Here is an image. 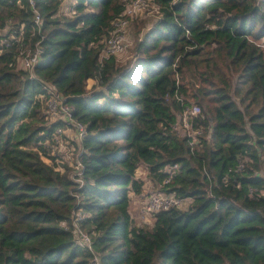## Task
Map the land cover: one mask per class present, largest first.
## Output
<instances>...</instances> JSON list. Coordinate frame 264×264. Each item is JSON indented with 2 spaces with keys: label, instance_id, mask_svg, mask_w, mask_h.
<instances>
[{
  "label": "trees",
  "instance_id": "obj_1",
  "mask_svg": "<svg viewBox=\"0 0 264 264\" xmlns=\"http://www.w3.org/2000/svg\"><path fill=\"white\" fill-rule=\"evenodd\" d=\"M155 2L161 17L123 62L101 55L126 0H74L71 16L58 14L64 0H0V264H91L94 253L97 264H264V232L236 230L264 223V0ZM38 41L42 60L20 67ZM47 81L87 126L82 184L47 143ZM192 98L201 132L183 135ZM173 163L163 187L191 205L137 224L139 167L156 183ZM79 209L94 251L73 230Z\"/></svg>",
  "mask_w": 264,
  "mask_h": 264
},
{
  "label": "built area",
  "instance_id": "obj_2",
  "mask_svg": "<svg viewBox=\"0 0 264 264\" xmlns=\"http://www.w3.org/2000/svg\"><path fill=\"white\" fill-rule=\"evenodd\" d=\"M33 8L35 9L34 0H31ZM158 8L155 0H126L125 8L122 14L113 21V27L110 35L105 39V47L102 51L101 59H107L113 55H118L127 49L129 44V27L131 20L136 16L151 11L153 8ZM73 7L70 6L69 10ZM37 12V11H36ZM35 21L40 24L42 18L37 12ZM45 52L44 46L38 41L34 49L22 48L18 56V64L20 67L28 70H33L34 67L42 60ZM47 89L46 93L39 94L37 98L42 105V111L48 126L52 123L55 124L52 137L47 141L48 145L52 147V154L56 155L58 162H68L74 168L75 180L83 183L82 170L84 165L82 163V153L85 150L82 140L88 134V129L85 123L78 120L74 114V106L67 101V96L63 94L52 82H45ZM183 99V98H182ZM200 111L199 104L194 101L188 104L180 115V119L175 124V127L181 131V133L195 135L201 131L199 129H193L192 119ZM50 119V120H49ZM49 160V158H46ZM243 163L241 162L239 167ZM177 164L171 165V167H165L166 176L164 183H168L172 180L176 173ZM190 196H182L174 191H168L164 188L153 189L149 191L142 201V209L146 215L155 217V213L169 209L171 207H188L190 206ZM84 213L80 210L75 212L73 220L76 237L85 244L90 250L93 249V240L90 232L84 230L80 225V219ZM99 256L97 253L93 254L91 264H97Z\"/></svg>",
  "mask_w": 264,
  "mask_h": 264
},
{
  "label": "rangeland",
  "instance_id": "obj_3",
  "mask_svg": "<svg viewBox=\"0 0 264 264\" xmlns=\"http://www.w3.org/2000/svg\"><path fill=\"white\" fill-rule=\"evenodd\" d=\"M74 3V0H64V4L62 5L61 9L59 10L58 14H69L68 16L73 15V12L69 10L70 5ZM158 5V3H157ZM161 17V12L158 8H153L151 11H148L144 14H141L139 16H136L131 20L130 27H129V44L127 46V49L124 52H121L117 55L118 59L121 61L129 60L133 56V46L135 44L136 39L141 37L145 31H147L153 24ZM144 19V20H143ZM144 21V23L142 22ZM42 22V21H41ZM41 24V23H40ZM141 28V30H139ZM6 31V29H5ZM10 32V31H9ZM89 86H92L96 82L94 78H90L89 80ZM189 90V88H188ZM194 101V99L192 98ZM46 121H48L47 118H45ZM50 120V119H49ZM45 121V124L48 126V123ZM49 127V126H48ZM48 160V159H47ZM138 175L142 177H148L149 176V170L145 165H141L137 171ZM160 186V185H159ZM159 186H155V188H158ZM132 215L135 218V222L139 225H149L147 222L150 215H146L145 213L140 219L138 218V212L135 205H133L132 209ZM236 230H238V235L242 237H249L251 240H256L261 236V234L264 232V223L258 220L253 221H243L241 222L237 227ZM261 258H258L256 260V264H262Z\"/></svg>",
  "mask_w": 264,
  "mask_h": 264
},
{
  "label": "crops",
  "instance_id": "obj_4",
  "mask_svg": "<svg viewBox=\"0 0 264 264\" xmlns=\"http://www.w3.org/2000/svg\"><path fill=\"white\" fill-rule=\"evenodd\" d=\"M138 174V173H137ZM139 176V175H138ZM142 179L144 180V188L143 191L141 193H135L132 195L131 198V204H130V210L132 213V209H133V205L136 206L137 208V212H138V218L140 219L141 217L139 216H143L144 211L142 209V201L145 198V195L151 191L154 186H156V183L148 176V177H142ZM133 214V213H132ZM149 220L147 221L150 225L153 224V221L155 219V217L149 216L148 218Z\"/></svg>",
  "mask_w": 264,
  "mask_h": 264
},
{
  "label": "clouds",
  "instance_id": "obj_5",
  "mask_svg": "<svg viewBox=\"0 0 264 264\" xmlns=\"http://www.w3.org/2000/svg\"><path fill=\"white\" fill-rule=\"evenodd\" d=\"M19 65V64H18ZM201 132V131H200ZM200 132H197L196 134H198V133H200ZM174 164H177V167H176V173H177V169H178V167H179V164L178 163H173V164H169V165H167V167H171V165H174ZM165 172H166V170H164ZM167 173V172H166ZM176 173H175V175H176ZM174 175V176H175ZM166 176V175H165ZM174 178V177H173ZM172 178V179H173ZM164 179H165V177H164ZM164 179L161 181V182H159V181H156V186H159L158 188H164V189H166V187H163L164 185H166V184H168V183H170V182H168V183H164ZM155 187V186H154ZM158 188H155V189H158ZM154 189V188H153ZM152 189V190H153ZM151 190V191H152ZM167 190V189H166ZM182 196H188V195H182ZM190 198H191V201H190V205H191V203H192V201H193V199H192V197L190 196ZM176 207V206H175ZM189 207V206H188ZM180 208H187V207H180ZM80 210V209H79ZM80 211H82V210H80ZM84 213V212H83Z\"/></svg>",
  "mask_w": 264,
  "mask_h": 264
}]
</instances>
